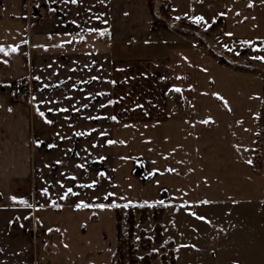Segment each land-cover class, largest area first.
Instances as JSON below:
<instances>
[{
    "label": "crops",
    "instance_id": "1",
    "mask_svg": "<svg viewBox=\"0 0 264 264\" xmlns=\"http://www.w3.org/2000/svg\"><path fill=\"white\" fill-rule=\"evenodd\" d=\"M43 1L37 18L35 0H0V86L27 77L29 91L28 110L0 93V264H113L118 205L264 201V177L249 163L264 102L257 73L152 30L147 0ZM164 1L169 25L205 9V0ZM219 6L226 41L264 44V0ZM21 135L28 201L43 203L38 233L13 223Z\"/></svg>",
    "mask_w": 264,
    "mask_h": 264
},
{
    "label": "rangeland",
    "instance_id": "2",
    "mask_svg": "<svg viewBox=\"0 0 264 264\" xmlns=\"http://www.w3.org/2000/svg\"><path fill=\"white\" fill-rule=\"evenodd\" d=\"M147 2L152 5L157 17L168 20L167 22L169 18L172 20L168 4L164 0ZM43 4V0L30 3V14L34 12L37 18L42 17L39 9ZM35 7L39 9L36 10ZM203 7L205 9L201 12L199 10V15H196L203 17V20L191 23L197 28L193 40L199 47L198 50L206 53L205 49L209 48L214 53L224 55L230 62H240L253 68L264 85V60L256 58L264 57V44L252 46L249 51V45L226 41L220 30L219 0H205ZM199 38L202 40L200 44ZM144 49L146 53H155L154 47ZM26 79L27 77H23L14 82L3 83L0 93L6 95L12 104L27 107L29 91ZM13 90L22 93L19 99L10 97L9 93ZM21 112L20 110L19 113ZM22 136L18 145L20 179L17 189L20 199L17 208L15 205L12 207L18 210L13 223L35 228L32 232L38 233L42 224L33 215L43 203L38 204L32 199L28 201V197L32 198L34 192V177L33 169L23 163L27 159V142ZM28 157L30 161L31 154ZM250 161L252 168L264 177V102L258 119V142ZM136 206L146 208L136 209ZM117 209L116 248L119 242V251L117 254L114 252L113 264H264V201L258 206L216 209L201 206L156 208L149 204L118 205L115 210Z\"/></svg>",
    "mask_w": 264,
    "mask_h": 264
},
{
    "label": "trees",
    "instance_id": "3",
    "mask_svg": "<svg viewBox=\"0 0 264 264\" xmlns=\"http://www.w3.org/2000/svg\"><path fill=\"white\" fill-rule=\"evenodd\" d=\"M167 21L168 20L161 19V17H157V16L155 17L154 16L152 18L151 29L152 30H157V29H161V28L162 29H169V30H172V31L180 34V35L190 37V38H194L196 36L197 28H196V26H194L190 22H185L184 19H182L179 23H175V24L171 25V27H170L169 22H167ZM201 41L202 40L199 38L198 43L200 44ZM205 51H206V54L209 55L210 57H212L214 60H216V62L218 64H221V65H224L226 67H229V68H232V69H235L238 71H242V72H253V68L247 67V66L239 64V63L230 62L226 59V57L224 55L214 53L209 48H206ZM155 207L158 208V206H155ZM135 208L136 209L146 208V206H140V207L136 206ZM115 211H118V209ZM118 237H119V232H118ZM118 251H119V242H118L115 253L117 254ZM115 253H114V255H115Z\"/></svg>",
    "mask_w": 264,
    "mask_h": 264
},
{
    "label": "snow or ice",
    "instance_id": "4",
    "mask_svg": "<svg viewBox=\"0 0 264 264\" xmlns=\"http://www.w3.org/2000/svg\"><path fill=\"white\" fill-rule=\"evenodd\" d=\"M71 2L72 3H75L76 2V0H71ZM193 20H194V22L195 23H200L202 20H203V17H201V16H196V17H194L193 18ZM0 51H4V49L2 48V47H0ZM10 51H16V48L15 47H11L10 48ZM8 53L7 52H5V55H7ZM257 59H261V60H264V57H256ZM177 91H179V89H176ZM41 115H43L42 113H41ZM113 119H115V117H113ZM109 143H112V141H109ZM249 163H251V161H249ZM69 191H71L70 189H69ZM98 207H101V208H103L104 207V205H97ZM76 207L77 208H81V207H87V205H84L83 204V202H81V203H78L77 205H76ZM199 219H204L203 217H199Z\"/></svg>",
    "mask_w": 264,
    "mask_h": 264
},
{
    "label": "built area",
    "instance_id": "5",
    "mask_svg": "<svg viewBox=\"0 0 264 264\" xmlns=\"http://www.w3.org/2000/svg\"><path fill=\"white\" fill-rule=\"evenodd\" d=\"M9 94H10V97H11L12 99H19L20 96L22 95V93H20L19 90H13V91H11ZM24 94H25V92H24Z\"/></svg>",
    "mask_w": 264,
    "mask_h": 264
}]
</instances>
